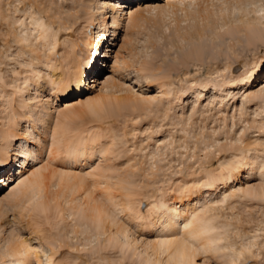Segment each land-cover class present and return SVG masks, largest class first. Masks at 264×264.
Wrapping results in <instances>:
<instances>
[{"label":"rangeland","instance_id":"374dc122","mask_svg":"<svg viewBox=\"0 0 264 264\" xmlns=\"http://www.w3.org/2000/svg\"><path fill=\"white\" fill-rule=\"evenodd\" d=\"M103 1L0 0V90L5 91H0V129L5 111L11 110L15 117L10 146L0 152L2 159L7 156L0 162V264H11L4 253L9 244L15 243L25 248L28 264H48V258L53 264H142L144 246L159 237L160 223L151 210L153 202L164 196L175 203L193 205L199 195L208 192L201 179L206 173H217L229 159L230 165L235 164L237 157H256L257 164L264 160V93L245 98L242 95L246 88L256 91L257 84L264 80V0H174L170 7L165 6V0H110L113 6L117 2L131 7L138 2L147 3L138 9L139 25L129 29V22L121 19L114 37L110 17L113 12L107 9L101 13ZM160 7L162 10L157 9ZM101 14L108 29L97 65L88 68L84 62L88 52L85 41L90 32H97ZM30 17L50 27L55 36L53 50L43 49L42 39L34 40L35 34L29 37L32 51L27 43L18 41ZM253 20L261 23L257 35L245 26ZM66 45H72L70 50L76 63L83 66L87 80L78 88L68 76L70 95L57 99L50 96L46 82L51 73L49 67H55L58 73L60 68L65 70L61 56ZM75 70L71 64L65 71L71 74ZM89 77L95 80L89 82V89L80 94L71 92L88 84ZM23 78H28L27 82ZM161 82L169 88L167 96L157 90ZM95 95L150 96L155 100L145 110H125L101 122L92 121L89 116L70 120L73 134L69 132L67 138L99 137L107 142L102 149L105 153L100 151L90 160L80 158L71 165L56 151L48 163V172L80 174L90 184L89 175L95 171L88 174L89 167L99 166L97 171L106 178L94 181V199H100L105 190L111 191L126 205L133 202L137 212L134 222H128L126 214L114 208L116 220L129 227V238L135 242L123 249L106 246L107 233L93 232L88 224L77 227L73 215L64 208L53 206L49 214H39L23 204L12 207L3 198L8 193L6 183H1L3 179L16 176L22 167L32 164L19 156V146L37 153L49 143L41 121L45 119L50 126L51 119H46L40 107L34 112L36 120L28 135H20L29 125L28 97L35 96L33 102L40 106L38 102L45 103L47 96L51 106L61 108ZM44 106L49 110V104ZM111 132L116 133L113 141L105 136ZM37 135L40 143L32 139ZM44 154L46 150L41 156ZM238 166L232 173L237 178L230 185L264 184L257 173L247 177L244 161ZM50 173L47 177H51ZM47 184V197L68 195V201L60 198L57 202L63 199L73 206L83 195L79 192L69 197L72 192L57 178H48ZM130 190L134 195L126 199L123 195ZM230 200V209L225 206L217 212L218 222L227 226L221 230L225 234L220 242L223 252L198 255L196 264H264V199L242 200L241 204ZM33 230L38 237L31 233ZM110 231L114 232V228ZM244 237L256 243L253 257L231 263L228 257Z\"/></svg>","mask_w":264,"mask_h":264},{"label":"bare ground","instance_id":"6f19581e","mask_svg":"<svg viewBox=\"0 0 264 264\" xmlns=\"http://www.w3.org/2000/svg\"><path fill=\"white\" fill-rule=\"evenodd\" d=\"M173 1L174 0H165L164 4L165 6L170 7L172 6ZM237 1L240 2V0ZM117 3V6H113L110 0H104L103 3H100L99 7L101 13L107 9H111L113 12V15L110 16L112 19V24L115 27L112 31L113 37L115 36L116 29L119 26V20L121 19L129 22V29H134L137 27L139 25L141 16H139L137 13L138 9H142L140 7H143V4H147L138 2L136 5L133 4L131 7V5L127 6L125 2ZM165 6L163 5V7ZM133 7H136V9H133ZM161 7L160 9H157L162 10ZM260 24L261 23L259 20H253L246 22L245 26L256 32L257 35V32H260L258 28ZM23 27V32H21V36L18 40L19 42L27 43L29 48L32 44V40L29 41V39H31L29 37L35 34L34 40L42 39L41 42L43 49L49 51L54 49L55 36L51 32L50 27H48L45 22L39 20L38 18L30 17L29 22L27 24L24 23ZM107 29L108 26L105 21V16L101 14V21L99 22L97 32H90V35L87 36L85 41V46L87 47L88 52L84 62L88 68H92V66L95 64V55L98 54V50L103 44L102 42L106 37ZM249 29L247 30L249 31ZM66 46L61 56V64L64 63L63 66L65 67V70L66 68L68 70L69 66L74 64L76 70L73 73L68 74V72H66L64 69L60 68L61 71L58 73L55 71L57 70L55 67H49L51 73L48 75L47 82H45L48 85L50 96H60L63 98L70 93L69 87L66 85L68 76L70 77L69 82H73L76 87L81 85V82H83L86 76L84 70H82L83 66H81V63H76L75 57L72 54V50H70L73 49V47H71L72 45L69 47ZM32 47L30 48L31 51ZM70 55H73V57ZM23 79H25L26 82L28 80V78ZM91 80H93V78H90V81H87L88 84L84 83L81 89H77L76 91L72 90L71 92L77 94L81 91H86L90 88L88 85ZM94 82L95 80H93L91 83ZM257 85H259V88L256 91H252L251 88H246L242 93L243 98L247 96H261V94L264 93V80L260 81ZM70 87H72V85ZM91 87H94V85ZM16 89H18V87ZM157 90L162 96H167L169 93V88L164 84V82L158 84ZM0 91H3V89ZM198 94H200V92ZM98 95L86 98L84 101H81L80 99L74 104H65L61 108L51 106L52 103H50V100L49 102L47 101L48 97L46 96L45 103L49 104V110L48 107L44 106L45 103L42 102L43 104H41V101H37L38 105L40 104V106L35 105V102H33L35 100V96L32 98L28 97L29 105H27V119L29 125L20 135H22V138H25V136L28 135V132L30 131L29 129L32 128L31 125H33L36 120L34 112L36 109H38V107H40V110H44L46 119L49 117V119H51L50 126L46 125L47 121L45 119L41 121V129L43 130L44 134L47 135L48 133L49 143L44 144L40 149L38 148L39 150L37 153L32 149H24L23 145L19 146L17 150L19 156L25 157L26 161L30 160L32 164L29 167H22L16 176L12 177L7 175L8 177L3 179L1 183L3 184L5 182V186H7L5 189H8V193L4 195L3 198H5V202L10 204L12 207H16L18 205L21 206V204H23L25 205V208H31L34 211H37L39 214H49L53 206L58 210H63L64 208V211H68L73 215L74 221L77 223V227H80L81 224H88L89 227L93 229V232L96 231L97 233L102 234L107 233L108 235L104 241L106 246L118 245L123 249L124 247H132L131 244H133L132 242H134V240L129 238V227L125 223H120L116 220L114 208H119V212L125 213L127 219L129 220L128 222H134L137 212H135L133 202L130 205H126L124 201H121L122 199L119 200V195L111 191L105 190L100 199H94L92 196V188L96 182L95 180L106 178L103 172L97 171L99 166L97 167L96 165L94 167H89L91 170L88 172V174L91 173L92 170L95 171L89 175L90 179L92 180L90 184L87 182L85 176L80 174H70L64 171H53V173H50L51 171L48 172V163L56 151L61 153L67 163L71 165L77 163L80 158L90 160L96 153L100 151H103V155L105 153V151L102 149L107 146V142H102L99 137H88L87 139L83 140L80 139L79 135H72L73 137L75 136V138H67L69 132L72 133V130L70 129L71 126L69 125L70 120L80 119L83 116H89L92 118V121L101 122L103 120L113 118L116 116V114L125 110H145L155 100L150 96H141L139 98L134 97V99L130 97L117 98L112 96ZM262 98L264 100V96ZM13 118L15 119L14 114H11V110L5 111L3 119L1 120L0 152H6L12 141V130L13 127H15L13 125L14 121H12ZM74 133L76 134L75 130ZM105 136L113 141L116 138V133L111 132ZM32 139L35 140L34 142H41L40 135H37V137H32ZM246 147L248 148V146ZM45 150L46 154L41 156L42 152ZM6 154H4V156ZM6 158L2 159L0 156V162H3L6 160ZM237 158H235V164L230 165L231 163L229 159L227 162L230 164L227 163V165H224L225 167L220 169L217 173H206L201 178L205 180L203 186L207 188L208 192L204 196L199 195L195 204H183V202L175 203L164 196L153 202L151 205V210L154 213V218L157 223H160V229L158 231L159 237L154 242L148 243L146 246H144L145 257L142 259V264H196L195 259L198 255L209 252L214 254L222 251L223 248L220 246V242L224 238H222V236L225 234H223L221 230L227 226H223L218 222L217 212L219 211V208L221 210L226 206L230 209L231 206L229 205H231L232 202L228 204V199H231L230 201L235 199L233 201L235 204H241L242 202L240 201L242 200L264 199L263 183L257 187L250 185L248 182L238 186L229 184L231 180L233 181L235 178H237L232 177V173L238 170V165L241 166L243 161L246 163L248 170L247 177L253 176L254 173H257L262 182H264V160H260L257 164L256 157ZM25 160L24 163L26 162ZM49 173L51 174V177H47ZM48 178H57L59 184H62L63 187L66 190H69L70 193L72 192V196L69 195V197H73V193L79 192L83 193V195L79 197V199H76L77 201H73V206L68 205L69 202H66L68 201L66 200L68 195L64 198L63 195L61 196L59 193L53 198H49L45 194V191L48 189ZM106 180L108 181V179ZM104 181L103 183H105ZM118 183H120V181H118ZM131 191L132 190H130L128 193L125 192L123 196H125L126 199L133 196L134 194H132ZM179 191L180 189H178V192ZM60 198H63L66 201L62 199V202H57ZM53 202H56L54 203L55 205H52ZM45 217L47 218V216ZM111 228H114V232L110 231ZM31 233L38 237V233L34 232V230ZM245 238L247 237L240 239V246L232 250V254L228 257L231 263H236L240 260L245 261L247 258L253 257L252 248L256 245V243ZM226 240L227 239L225 238L224 241L226 242ZM227 243H229V240H227ZM229 245L231 244L229 243ZM229 245H227V247ZM4 254L9 258L11 264H28L29 262V257L25 248H23V246L19 243L9 244ZM48 264H53L49 258Z\"/></svg>","mask_w":264,"mask_h":264}]
</instances>
